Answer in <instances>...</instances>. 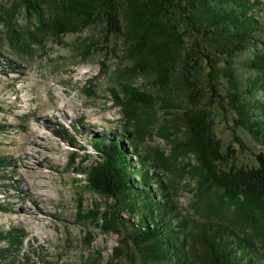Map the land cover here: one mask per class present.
Wrapping results in <instances>:
<instances>
[{
  "label": "trees",
  "instance_id": "16d2710c",
  "mask_svg": "<svg viewBox=\"0 0 264 264\" xmlns=\"http://www.w3.org/2000/svg\"><path fill=\"white\" fill-rule=\"evenodd\" d=\"M260 4V0H16L0 15L1 22L7 16L11 25L5 41L15 48L21 47L14 30L18 12L34 21L37 31L58 40L99 26L103 45L86 40L83 55L102 49L106 53L111 39L118 38L126 58L133 62V70L140 67L155 78L156 95L127 82L109 89L113 103L121 108L127 125L134 124L136 133L125 127L121 134L111 132L108 138L92 135L89 144L96 160L88 167L75 168L84 174L88 190L114 202L106 211L93 213L96 220L100 214L101 223H96L103 233L126 230L122 211L131 219L130 231L126 230L121 245L112 249L107 264H115L113 261L127 254L131 246L153 264H264V152L256 154L255 166L231 165L214 135L210 111L200 102L206 100L208 91L214 92L222 109L228 110L227 105L234 112L236 126L264 146V101L256 99L264 91V55L251 56L246 69L252 75L243 80L233 67L238 53L259 43L264 45L255 38V33L264 32V25L253 14ZM3 42L0 35V45ZM185 57L194 64L189 75L193 85L198 82L200 101L197 98L183 105L180 123L187 135L177 146L196 156L198 204L209 211L205 219L192 224L180 216L170 188L159 176L158 168L165 164L163 152L140 151L138 146L142 126L148 123L141 113L156 109L167 113L175 107L169 82L177 63ZM221 60L224 66L219 69ZM202 63H208V74L200 84ZM99 71L103 73V69ZM220 78L226 82V96L218 92ZM79 125L80 120L70 127L77 131ZM58 132L69 139L68 144L75 142L64 126L60 125ZM120 137L128 139L126 146ZM77 158V152H70L67 168L77 164ZM10 165L8 159L0 157V173ZM152 182L157 187L153 192ZM213 188L222 192L217 203L209 202ZM139 200L143 202L139 204ZM232 206L234 212L229 217L225 210ZM250 230H258L259 244ZM21 241L17 230L0 231V242L6 243L0 248V259L18 251Z\"/></svg>",
  "mask_w": 264,
  "mask_h": 264
},
{
  "label": "rangeland",
  "instance_id": "374dc122",
  "mask_svg": "<svg viewBox=\"0 0 264 264\" xmlns=\"http://www.w3.org/2000/svg\"><path fill=\"white\" fill-rule=\"evenodd\" d=\"M15 2L0 0V15ZM260 2L253 14L264 25V0ZM15 19L14 30L21 42L17 48L5 41L11 32L7 16L4 22L0 21V35L4 39L0 45V157L11 163L0 173V231L17 230L22 241L20 249L6 260L0 259V263L107 264L112 249L120 246L124 233L130 231L131 219L128 212L122 211L127 231L103 233L96 223H101L100 214L96 220L93 213L106 211L114 202L88 190L84 174L75 168L88 167L96 160L89 144L92 135L108 138L111 132L121 134L125 127L135 132L134 124L127 125L121 108L113 103L109 89L127 82L156 95L155 78L140 67L133 70V62L126 58L118 38L111 39L106 53L102 49L83 55L81 48L86 40L103 45L99 26L66 34L58 40L47 32L37 31L34 21L24 13H16ZM255 38L264 41V32L258 31ZM254 53L264 55V45L259 43L233 58L239 79L252 75L247 72L246 64ZM207 66L208 63L200 65V84L208 74ZM223 66L221 60L217 67ZM193 67L187 57L177 63L169 82L170 99L175 107L167 113L159 109L142 112L141 117L148 123L142 126L138 138L140 151L163 152L165 164L159 166V176L170 188L178 213L189 224L205 219L204 215L209 213L198 204L196 156L177 146L187 135L180 123L183 105H189L199 96L198 82L194 86L189 75ZM219 83L222 85L218 92L226 96L225 80L220 78ZM160 93L164 96V91ZM256 97L263 102L264 91ZM200 102H205L210 111L214 135L221 141L231 165H257L255 156L264 152V146L236 126L234 112L227 105L228 110H223L212 91ZM78 120L81 125L74 131L70 125ZM60 125L75 137V142L68 144L67 137L58 135ZM121 138L126 146L128 139ZM72 151L78 153V163L67 168ZM130 159L136 164L134 155ZM155 189L152 182V192ZM209 197V202L217 203L223 196L219 188H213ZM225 212L231 217L234 207ZM132 221H136L135 216ZM249 232L259 244L258 230ZM5 245L0 242V248ZM113 262L153 264L133 246Z\"/></svg>",
  "mask_w": 264,
  "mask_h": 264
}]
</instances>
